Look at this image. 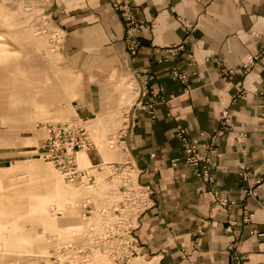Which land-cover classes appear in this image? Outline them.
<instances>
[{
  "label": "crops",
  "instance_id": "obj_1",
  "mask_svg": "<svg viewBox=\"0 0 264 264\" xmlns=\"http://www.w3.org/2000/svg\"><path fill=\"white\" fill-rule=\"evenodd\" d=\"M50 1L63 35L57 48L63 73L50 84L45 72L35 73L30 96L45 109L37 117L25 90L21 111L37 119L36 130L73 119L99 126L105 146L124 134L116 158L105 159L93 139L95 146L81 152L85 167L103 176L106 164H129V176L149 191L134 231L140 253L125 264H264V236L256 235L264 232V0H131L141 21L133 58L114 0ZM249 56L257 59L244 71ZM174 70L185 79L173 78ZM130 80L140 93L123 90ZM65 113L72 116L54 120ZM182 136L202 156L206 145L216 149L212 184L172 164L182 155ZM242 162L245 179L238 174ZM108 189L103 180L88 195L94 211L81 219L87 240L101 228L98 210L116 205Z\"/></svg>",
  "mask_w": 264,
  "mask_h": 264
},
{
  "label": "rangeland",
  "instance_id": "obj_2",
  "mask_svg": "<svg viewBox=\"0 0 264 264\" xmlns=\"http://www.w3.org/2000/svg\"><path fill=\"white\" fill-rule=\"evenodd\" d=\"M50 3L0 0V94L2 90L7 92L5 98L0 95V264H81L75 260V252L83 249V237H88L81 231L84 185L67 182L52 164L35 154L42 131L34 129L35 117L28 119L21 111L25 90L28 96L34 94L35 73H46L45 84L63 73L57 52L62 41L58 43L55 36L58 27ZM122 86L131 93L126 85ZM33 97H28L29 106L33 105L39 117L45 108L39 96L34 97V107ZM58 115L54 120L72 116ZM22 124L27 128H18ZM88 130L105 159L116 158L115 148L103 145L104 130L92 124ZM78 156L80 166L85 167L84 163H89L85 153ZM95 233L90 236H97ZM90 244V249L96 246L94 241ZM83 251V264H112L105 256L94 255L87 248ZM78 255L81 258V252Z\"/></svg>",
  "mask_w": 264,
  "mask_h": 264
},
{
  "label": "built area",
  "instance_id": "obj_3",
  "mask_svg": "<svg viewBox=\"0 0 264 264\" xmlns=\"http://www.w3.org/2000/svg\"><path fill=\"white\" fill-rule=\"evenodd\" d=\"M113 7L117 10L124 22L125 27V48L128 55L133 58L139 50L138 32L141 27V21L137 18L133 9L131 0H114ZM190 29V25L186 26ZM57 42L63 40L61 31L57 29L55 36ZM59 37V38H58ZM58 42V43H59ZM57 45V44H56ZM257 56H249L243 66V70H248ZM173 78L184 80L185 76L178 71L172 72ZM130 90L140 93L141 88L132 80L127 82ZM263 101L260 104V116L264 119V92L262 93ZM222 127L228 128L229 117L224 112L222 119ZM42 131V138L36 146L35 154L42 160H46L60 173L62 178L69 183H82L86 188V196L81 202L82 217L86 220L92 215L94 209L91 207L88 195H91L102 183L107 180L108 198L112 202L116 201L113 208H101L98 210L100 221V231L91 236L88 241L84 242L83 249L93 251L95 255L105 256L112 264H125L140 253V246L135 237L134 231L137 227L140 216L149 208L150 197L149 191L136 184V181L129 176V164H106L108 167L104 173L103 180L100 175L94 173L90 167H81L79 164V153L82 150H88L95 146L91 140L87 125L81 119H73L65 122H55L40 125L38 127ZM264 131V126H263ZM224 130V129H223ZM221 130V131H223ZM124 134L121 132L112 136L108 145L112 148L121 147L124 144ZM182 140V155L180 158L172 160L174 165H184L192 168L195 175L204 183L212 184L213 182V161L212 155L216 149L212 144L206 145L207 153L199 154V147L189 142L185 136ZM101 166L97 169L101 170ZM103 171V170H102ZM238 174L245 179L249 174L248 167L242 162L238 164ZM257 181V183H259ZM219 204L225 205L226 201L217 198ZM257 236L263 237L264 232H257ZM87 240V238H85ZM90 241H94L96 246L90 249ZM76 251L75 258L81 264L85 263V252ZM81 252V258L78 253ZM72 260V259H71Z\"/></svg>",
  "mask_w": 264,
  "mask_h": 264
},
{
  "label": "bare ground",
  "instance_id": "obj_4",
  "mask_svg": "<svg viewBox=\"0 0 264 264\" xmlns=\"http://www.w3.org/2000/svg\"><path fill=\"white\" fill-rule=\"evenodd\" d=\"M51 164V163H50ZM85 190H86V188H85Z\"/></svg>",
  "mask_w": 264,
  "mask_h": 264
}]
</instances>
